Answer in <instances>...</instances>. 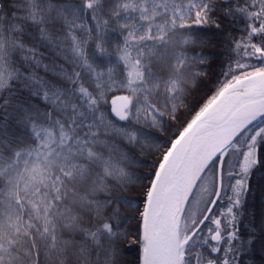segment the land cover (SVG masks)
Segmentation results:
<instances>
[{
    "label": "snow or ice",
    "instance_id": "snow-or-ice-1",
    "mask_svg": "<svg viewBox=\"0 0 264 264\" xmlns=\"http://www.w3.org/2000/svg\"><path fill=\"white\" fill-rule=\"evenodd\" d=\"M229 28L223 80L194 105L215 59L196 50ZM258 148L264 0H0V264H125L137 189L138 264H264Z\"/></svg>",
    "mask_w": 264,
    "mask_h": 264
},
{
    "label": "trees",
    "instance_id": "trees-1",
    "mask_svg": "<svg viewBox=\"0 0 264 264\" xmlns=\"http://www.w3.org/2000/svg\"><path fill=\"white\" fill-rule=\"evenodd\" d=\"M86 23H90L86 22ZM204 26L200 25H193L192 30L194 32L199 31ZM217 32L216 39L213 41V44L210 47H205L203 49H197V53L200 51L204 52H211L213 57H215L214 60H212L211 64L205 69L207 71V76L204 77L202 80L200 86L196 89V91L193 94V98H190L189 102L192 104H197L202 101V99H206L208 96L213 94L214 90L219 86L217 81H222L223 76L221 75V72L223 70V65L226 61L229 60L228 56V44H227V37L229 35H235L239 36L240 33L236 32L233 33L232 29L229 28L226 32H223V34H220L219 30H214ZM109 42L111 45H115L117 40L119 39V36L117 33H110L109 34ZM113 61H115V57L112 58ZM124 94L128 95L127 91L123 90H113L110 93H108L106 100L107 104L106 107L108 109V112L110 113L109 109V98L113 95H119ZM112 116V115H111ZM113 119H115L112 116ZM123 123V122H121ZM167 139V138H166ZM264 150L257 149V155L259 156L261 152ZM227 160V164L225 165V169H231L232 174L234 176H239L240 173V165L243 163V157L238 156L235 153H232L230 156L225 158ZM148 169H145L147 171ZM210 179V177H209ZM235 181L233 180L232 183ZM145 183H148V181H145ZM225 185H227L228 181L225 178L224 180ZM248 186L250 187V192L247 193V208L249 212H256L259 214L261 211H264V169L256 170L254 174H249V178L247 181ZM130 196L133 198V203L131 207H125L121 205V211L129 216H134L135 219L128 220L124 225V231H128L132 233V235L128 236L127 242L123 245L124 253H123V259L125 261V264H138V257L140 256L139 251V244L135 242V233L137 232V225L139 223V211L143 210V194L142 191L137 189L136 191L130 193ZM226 203V201H224ZM137 209L139 211H137ZM248 221L244 220L243 224L238 223V227L241 232H243L244 228L247 226Z\"/></svg>",
    "mask_w": 264,
    "mask_h": 264
},
{
    "label": "water",
    "instance_id": "water-1",
    "mask_svg": "<svg viewBox=\"0 0 264 264\" xmlns=\"http://www.w3.org/2000/svg\"><path fill=\"white\" fill-rule=\"evenodd\" d=\"M123 95H124V94L113 95V96H111V97L109 98L108 104H109L110 113H111V101H112L114 98L119 97V96H123ZM118 103H119V101H118ZM111 115H112L116 120H118V118L115 117V114H114V113H111Z\"/></svg>",
    "mask_w": 264,
    "mask_h": 264
}]
</instances>
